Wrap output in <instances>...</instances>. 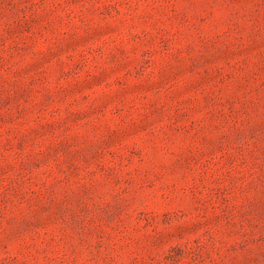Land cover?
<instances>
[{"label": "rangeland", "instance_id": "obj_1", "mask_svg": "<svg viewBox=\"0 0 264 264\" xmlns=\"http://www.w3.org/2000/svg\"><path fill=\"white\" fill-rule=\"evenodd\" d=\"M0 264H264V0H0Z\"/></svg>", "mask_w": 264, "mask_h": 264}]
</instances>
